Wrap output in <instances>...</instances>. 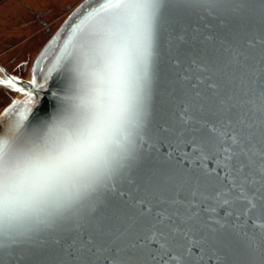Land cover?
<instances>
[{
	"label": "water",
	"instance_id": "water-1",
	"mask_svg": "<svg viewBox=\"0 0 264 264\" xmlns=\"http://www.w3.org/2000/svg\"><path fill=\"white\" fill-rule=\"evenodd\" d=\"M106 2H80L32 59L0 137L81 118L74 57ZM153 51L120 164L58 210L0 223V264H264V0H164Z\"/></svg>",
	"mask_w": 264,
	"mask_h": 264
},
{
	"label": "snow or ice",
	"instance_id": "snow-or-ice-1",
	"mask_svg": "<svg viewBox=\"0 0 264 264\" xmlns=\"http://www.w3.org/2000/svg\"><path fill=\"white\" fill-rule=\"evenodd\" d=\"M163 3H103L82 33L74 57L77 76L90 85L81 118L56 122L42 138L23 145L15 134L0 137V223L58 210L81 188H90L120 164L129 151V129L138 123L147 96L155 26ZM0 84L24 91L11 77ZM238 142L234 136L233 143ZM246 183L241 184L240 198L247 201Z\"/></svg>",
	"mask_w": 264,
	"mask_h": 264
},
{
	"label": "rangeland",
	"instance_id": "rangeland-1",
	"mask_svg": "<svg viewBox=\"0 0 264 264\" xmlns=\"http://www.w3.org/2000/svg\"><path fill=\"white\" fill-rule=\"evenodd\" d=\"M31 4L36 9L40 10L44 15L42 19H47L50 23L51 30L46 32L43 23L37 22V17L34 13L26 12L23 7L24 3ZM83 0H4L1 3L2 13L0 14V22L4 23V27L8 26L9 39L13 37H21V34H31L33 31L37 33L35 37L23 42L22 54L19 59H31L24 68L27 74L30 72L32 59L37 57L44 45L50 40L52 35L59 29L72 10ZM3 15V16H1ZM34 22L33 25H30ZM6 24V25H5ZM29 24V25H28ZM38 30V31H37ZM12 53H9V59H12ZM12 62H10L11 64ZM15 62L12 63V66ZM26 67V65H25ZM2 104L5 105L11 101L10 96H5L3 93Z\"/></svg>",
	"mask_w": 264,
	"mask_h": 264
},
{
	"label": "flooded vegetation",
	"instance_id": "flooded-vegetation-1",
	"mask_svg": "<svg viewBox=\"0 0 264 264\" xmlns=\"http://www.w3.org/2000/svg\"><path fill=\"white\" fill-rule=\"evenodd\" d=\"M3 1L4 0H0V14L2 13L1 3ZM22 3H24L22 5H24L23 7L26 8V12L34 13L37 17V22L41 21L45 26L46 32H49L51 30V26L47 19H42V16L44 14L29 3L24 1ZM33 24L34 22H31L30 25ZM7 30H8V26L4 27V23L0 22V80L11 77L14 79V81L18 83L19 80L22 79H31L32 77L31 71H32L33 63L30 66V72L28 74L23 70L24 68H27V64L30 63L31 59L28 60L26 58L25 59L22 58L18 60V58L19 55L22 54L23 45L21 44H23L24 41L30 40L31 38L37 36L36 35L37 33H35V31H33V33L28 35H25L23 33L21 34V37L18 38L13 35V37L10 40ZM9 53L13 54L11 61L9 59ZM10 62L12 63L15 62V64L12 66V63L10 64ZM2 92L5 94L6 97L11 96V101L9 103H6L5 105H3L1 102L2 99L4 98ZM19 94L23 95L22 91L9 88L0 84V108H2V110H5L13 101L21 97Z\"/></svg>",
	"mask_w": 264,
	"mask_h": 264
}]
</instances>
